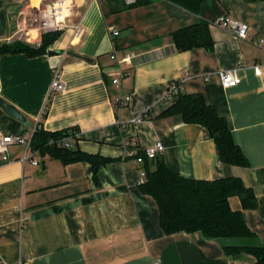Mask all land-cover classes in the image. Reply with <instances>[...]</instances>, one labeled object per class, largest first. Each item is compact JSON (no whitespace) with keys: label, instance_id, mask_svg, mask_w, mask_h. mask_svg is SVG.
I'll return each mask as SVG.
<instances>
[{"label":"crops","instance_id":"obj_1","mask_svg":"<svg viewBox=\"0 0 264 264\" xmlns=\"http://www.w3.org/2000/svg\"><path fill=\"white\" fill-rule=\"evenodd\" d=\"M53 1L0 0V42L39 45L41 37L27 23ZM68 1L70 22L82 31L62 32L50 48L59 54L0 56V97L29 123L0 108V133L30 137L39 123L48 132L76 129L73 150L113 162L101 166L95 180L90 163L65 165L32 151L36 167L21 162L24 145L12 146L11 162L0 165V264H254L250 256H227L221 240L202 233L166 235L156 201L138 185L142 167L126 158V149L131 142L148 148L160 141L164 154L151 163L163 158L189 179L240 178L254 191L257 207L243 209L238 197L230 206L242 210L264 244V1L208 0L199 13L167 0L117 12L111 0ZM224 16L247 24V39L214 25ZM202 21L211 23L214 50L177 52L172 34ZM18 26L24 37L16 34ZM56 67L63 93L50 92ZM234 69L241 83L225 90L219 74ZM126 71L131 74L114 85ZM173 88L202 94L218 109L249 167L223 164L202 126L180 116L157 118L170 106L166 95ZM149 110L152 119L139 122Z\"/></svg>","mask_w":264,"mask_h":264},{"label":"trees","instance_id":"obj_2","mask_svg":"<svg viewBox=\"0 0 264 264\" xmlns=\"http://www.w3.org/2000/svg\"><path fill=\"white\" fill-rule=\"evenodd\" d=\"M193 13H199L201 5L208 0H167ZM246 3L264 0H243ZM148 3L138 0L135 5L127 6L120 0H111L113 12L133 8ZM211 23L202 21L196 25L180 29L172 34L177 52H186L204 48L213 51L215 42ZM61 32L42 36L39 45L15 41L0 42V56L24 54L35 58L49 53L50 48L60 38ZM170 106L157 118L173 116L182 117L186 124L200 125L207 130L215 142L220 160L225 165L249 167V160L235 143L228 121L218 109L209 104L202 94H186L177 88ZM143 120L152 119L149 110L142 116ZM76 129L59 132L44 130L41 123L33 133L31 150L42 156L50 155L61 160L65 165L76 162L90 163L94 179H98L101 166L113 162L112 159L99 155L85 154L58 146L61 139H74ZM142 155V153L138 154ZM146 181L139 185L144 195L152 197L159 208L160 225L166 235L180 232L202 233L206 239L221 240L223 250L229 257L243 258L250 256L254 264H264V244L257 242L256 235L247 226L242 210H233L230 198L238 197L243 209H255L257 197L240 178H222L213 181L189 179L172 170L163 158L155 163L145 160Z\"/></svg>","mask_w":264,"mask_h":264},{"label":"built area","instance_id":"obj_3","mask_svg":"<svg viewBox=\"0 0 264 264\" xmlns=\"http://www.w3.org/2000/svg\"><path fill=\"white\" fill-rule=\"evenodd\" d=\"M95 2H102L103 0H93ZM127 6L135 5L138 0H120ZM73 16L72 5L68 0H55L52 3L45 5L44 9L38 14V16H33L27 23L28 30H37L38 36L49 33L64 32L68 29H73L75 34H79L82 31V25L76 24L72 25L70 18ZM214 25L219 26L220 28L229 30L237 38L245 40L248 37L250 27L238 20H235L230 17H221L215 20ZM24 29H21L20 26L17 27L16 34L24 37L25 34H22ZM22 34V35H20ZM113 36H118V31H113ZM35 45V44H34ZM67 51V50H66ZM65 51V54L67 53ZM112 60H116V55H112ZM119 64L128 62V58L118 60ZM256 73H260V68L255 67ZM130 72H121V74L113 80V84L120 86L122 79L126 76H129ZM221 85L225 90L235 88L241 83L239 76V70H226L222 71L219 74ZM66 91V85L62 81L61 69L56 67L53 69V79L50 86V92L63 93ZM178 92L177 88L168 90L167 99L171 102L173 95ZM130 97H126L124 100L120 101L122 104H127L130 101ZM138 121H143L142 117ZM37 128V127H36ZM35 128V130H36ZM34 130V131H35ZM32 132L30 137H26L19 134H2L0 133V165L11 162L10 157V148L15 145H24L26 150L24 155L21 158V162L24 164L26 161L30 160L31 164L34 166H39L40 162L37 159L31 157V141H32ZM77 132H74L76 136ZM71 138L61 139L57 142L58 146L71 148L72 142ZM165 151L164 144L162 142H157L154 146L148 148H141L138 143L131 142L127 145L126 149V158L133 160L137 165L141 166L140 179L138 185H142L146 181V170L144 168L145 160L152 161L158 156L163 155ZM142 153V155H139Z\"/></svg>","mask_w":264,"mask_h":264},{"label":"water","instance_id":"obj_4","mask_svg":"<svg viewBox=\"0 0 264 264\" xmlns=\"http://www.w3.org/2000/svg\"><path fill=\"white\" fill-rule=\"evenodd\" d=\"M59 53H60L59 51H53V50L49 51V55L51 56L57 55ZM69 55L77 56L76 54L71 53V52L69 53ZM78 57H81L90 62L92 61L91 59L83 57V56H78ZM0 108L11 118L16 119L22 123H26V124L28 123L25 117L14 106H12L11 104L3 100L1 97H0Z\"/></svg>","mask_w":264,"mask_h":264}]
</instances>
